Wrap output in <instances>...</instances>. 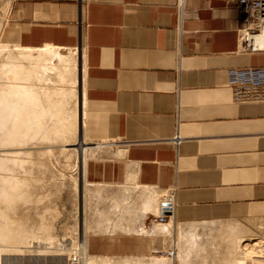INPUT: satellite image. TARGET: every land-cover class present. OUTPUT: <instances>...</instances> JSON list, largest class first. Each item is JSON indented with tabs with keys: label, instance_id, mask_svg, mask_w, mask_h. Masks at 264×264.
<instances>
[{
	"label": "crops",
	"instance_id": "1",
	"mask_svg": "<svg viewBox=\"0 0 264 264\" xmlns=\"http://www.w3.org/2000/svg\"><path fill=\"white\" fill-rule=\"evenodd\" d=\"M0 3L6 9L0 19L2 46H55L81 51L85 58V131L98 141L85 166L95 198L88 252L91 236L140 240L139 248L103 254L111 257H145L155 248L139 230L150 215L160 216L141 215V202L149 199L141 196L148 190L161 198L171 191L175 220L182 224L255 220L257 226H246L264 234V102H235L228 75L234 68L264 66V53L242 50L243 16L235 3ZM90 161L96 163L94 180ZM113 199L123 200L122 208ZM190 244L186 248L199 242Z\"/></svg>",
	"mask_w": 264,
	"mask_h": 264
},
{
	"label": "bare ground",
	"instance_id": "2",
	"mask_svg": "<svg viewBox=\"0 0 264 264\" xmlns=\"http://www.w3.org/2000/svg\"><path fill=\"white\" fill-rule=\"evenodd\" d=\"M255 42L257 44L264 42V32L255 37ZM0 45L2 46V44H0ZM9 46L11 47V45H9ZM9 46H6L7 47V49L5 48L6 51L2 52L3 53L2 57L0 56L3 59V61H2V59L0 58L1 59L0 61L4 62V64H5V66L2 65L3 67H0V69L2 68L0 70V81H1V78L3 80V78L6 77V79L8 78V80L4 79L3 80L4 82L5 81L13 82V84L12 83L10 84L8 82H6L7 84L6 83L1 84V82H0V171L2 172V174L0 173V243H1L0 244V250L7 251L6 248H9V250L11 249L12 251H14L13 249L18 250L19 246H17V245L19 243L26 241L27 239H29L30 236L35 237L37 234L40 236H41V234L42 235L49 234L50 229H51L50 226H52L51 224L45 225L46 223H44L45 221H43V223L40 222V225L37 226L38 228L37 227L36 228H30L31 225L33 226V224H30V226H28L29 227L28 228V227H26V225H24V223H23L24 220L18 219V217H19L18 215H17L18 216L17 219L14 218L16 216H14L13 213L16 212V210H19L18 208L19 207L21 208V205L23 206V204H26V203L29 204V201L33 202V200L37 199V197H35L36 199H34L35 195H34V193H33L34 191L32 189L34 187V184L36 183L35 178H33V180H32L31 178L28 179L26 177H22L21 175L19 177V174L17 173L19 171V170L17 171V168L19 169L21 166L24 165V163L25 164H26V162L35 163V159H37V158L34 157V154H32L30 150L33 148H36V146L40 143H43V144L46 143V145L40 144L41 146H49V147L51 146L52 148L54 146H57V147L62 146V145L54 144V143H51L53 145H50L49 142H58V141L59 142L60 141L66 142L68 137H71V136H73V134L79 132V135H80L81 141H82L81 144H83L82 147L83 146L84 147L82 148L81 160L76 165V168L78 171V176H77V181H76L75 185H76V191L79 192L80 198H82V201L87 202V197H88V195H91L90 193H91L92 189L87 188L89 184L87 183L86 178H85V166H86L87 158L91 155V154H89L90 153L89 148L92 149V148H96V147H94L95 144L94 145H88L89 141H88V138L86 136V131H85V123H86V89H85L86 65H85V58L83 55H81V51H77L74 49L58 48L55 46H52L53 47L52 49H46V46H44L45 49H42L44 47L40 48L43 51L42 50L41 51H29L31 48L30 49L26 48V49H29L27 53H23V51H25V50L20 51L21 49L19 50L21 52L20 53L17 51V49L14 50L15 49L14 47H16V46L13 47L14 49L11 47L13 50L9 49L8 48ZM20 48H22V47H20ZM22 49H24V47ZM37 49L39 50V48H37ZM2 50H4V46L2 47ZM45 50H46V52H44ZM68 50L74 51L72 53H74L73 55L75 56L76 63H77V65H76V67H77L76 90H74V86L70 84L71 82H69L70 81V79H69L70 71L73 70L72 73H75V71H74L75 69L73 68V65L75 63L74 64L72 63V60H71L72 57L71 56H67L66 54H64L65 53L64 51H68ZM70 53H71V51H70ZM2 62H0V65L3 64ZM75 75H76V73H75ZM1 76H4V77H1ZM39 76H40V80H41V78H43L44 82H46V84L50 83L51 88H48V85H47V89L44 88V90H41L40 88H38V86L33 85V83L31 82V79L32 78H39ZM78 82H79V90H78ZM69 84H70V86H69ZM40 85H42V84H40ZM44 85H45V83H44ZM73 91H76L77 95H78V91H79V98H78L79 101H78V99H77V101H78V106L80 107V109H79L80 110V113H79L80 116H79V119H77V121L79 122L77 125L78 128H77V126L75 128L77 130V132H74V131H76V130H74V126H75L74 124H75L77 115L76 116H65L66 112L68 115V113H73V110H74V107L73 108L68 107V109L65 108L66 105L69 106L68 103H70V102L73 103V101H71V100L69 101L67 98V95L71 94V92H73ZM66 98H67V100H66ZM74 103H77V102L75 101ZM70 106L72 107V105H70ZM66 110H68V111H66ZM76 110L78 111V108ZM69 115H71V114H69ZM77 121H76V123H77ZM35 143L36 144L38 143V144L36 145ZM33 144H35L36 146H33ZM29 145H31V146H29ZM37 147H40V146H37ZM32 152H33V150H32ZM47 153L49 154L50 157L53 158L54 150H41V152L36 156L37 157L41 156V158H42V155L43 154L47 155ZM93 154H94V151H93ZM42 159H44V158H42ZM38 163H41V162H39V160H38ZM3 172H6V173L3 174ZM29 172L32 173V171H29ZM22 173L24 174V171ZM65 173H67V172L65 171L63 174H65ZM88 189H89V191H88ZM136 189H138V188H136ZM150 189H152V188H150ZM103 190H105V189L103 188ZM148 191H149L148 193H143V196H141V198H142V197L146 196L145 194H147L148 196H146V197L149 198V199H147V202H145V201L141 202V205L142 204L144 205V206L143 205L141 206V208L143 207L144 211L140 208L141 209L140 211L144 212L143 213L144 215L143 214H141V215L145 216V213L147 211L156 213L157 215H160V216L164 215L163 213H170L169 214L170 220H168V221H156V222H154L153 225H150L149 227H152L151 232L169 233L170 237L172 236L174 238H177L176 241L179 240L178 242H180V241L185 239L188 242V244L189 243L197 244L198 242L200 243V237L199 236L203 235V234H200L203 231H205V234L206 233L212 234L211 238H209L208 240L209 241L212 240V241H210V243L212 242L214 244L216 239H218L217 237L220 236L222 233L223 237L220 236V238L222 237L223 241H225V243H226L225 247L227 248L228 255L230 256V257L224 256L225 258H227V260L224 261V264H264V259H258L259 257L264 258V240H263V238L262 237L256 238L255 240L252 241L251 239L244 237V235H242V234H244V232L247 229L244 228V226H241L240 222L237 223L236 221H231V222L228 221V222H217L216 223V222L211 221L210 223H208L207 221H205V223L204 222L203 223H200V222L197 223L196 222V223L182 224V223L177 222L175 220L174 206H173L172 211H171V208H168L170 206L167 203L171 202L170 201V199H171L170 195L169 196H163V198H161L162 196L160 197V195L158 193L156 194L155 192H153L154 190H152V191L148 190ZM144 192H146V191H144ZM137 193H138V191H137ZM99 195H100V193H99ZM125 196L126 195H124V197ZM93 198L94 197H92V199ZM127 198H128V196H127ZM127 198H126V200L124 199V203H126L127 200L129 201V199H127ZM143 199H146V198H143ZM140 200H142V199H140ZM114 201H117V200H114ZM122 202H123V200H122ZM122 202L117 201L119 207L121 205L120 203H122ZM144 202H145V204H144ZM19 204H21V205H19ZM98 205H99V203H98ZM129 205H130V203H129ZM109 206H111V205H109ZM116 206H114V207H116ZM134 206H136V205H134ZM139 207H140V205H139ZM80 208H81L80 209L81 212L80 211L79 212L81 214L85 210V203H84V205L82 204V206ZM120 208H122V205ZM115 210H117V209H115ZM138 210L139 209H137V211ZM121 211L123 212V210H121ZM133 211H135V210H133ZM124 212L126 213L127 210ZM135 213H137V212L135 211ZM140 213H142V212H139V215H140ZM11 214H13V215H11ZM83 214H84V212H83ZM132 214H134V213H132ZM115 215H117V214H115ZM127 215H128V213H127ZM141 215L139 217H141ZM98 216H100V215H98ZM80 217H81V221H80L81 227L79 226L80 227L79 228L80 229V237L76 236L75 234H74L75 236L71 235V237L68 238L69 240H67V244L66 245L63 244L64 248H65L63 250L67 254L70 251H73V249H74V252L76 255L74 259L76 261L79 260L77 262V264H162L161 260H158V258H157V260L150 261V259H148L149 261L148 260L145 261V259H147V258H145L144 256L143 257L142 256L141 257H136V256L135 257H133V256L132 257H111V256L103 255V254H95V253L88 252L89 250L87 249V239H88L87 234L89 232L90 227L87 225V223L85 221L86 218L83 216H80ZM42 218H44V216ZM113 218H114V216H113ZM116 218H117V216H116ZM111 219L109 221H111ZM41 220H43V219H41ZM106 220H105V222H106ZM120 222H122V221H120ZM123 222L125 223V221H123ZM100 223H101V221H100ZM110 223H112V222H110ZM110 223H109V225H111ZM117 223H116V225H117ZM134 223H135V221H134ZM26 224L28 225V223H26ZM107 225H108V223H107ZM39 226H41V227L39 228ZM95 226H97V225H95ZM127 226L128 225L126 224V227ZM200 227H204V228H200ZM104 228H106V227H104ZM145 228H146V225L142 224L139 227V230L142 232H146ZM107 229H106V231H107ZM139 230H138V232H139ZM113 231H115V230H113ZM121 231H123V230H121ZM130 232H132V231H130ZM218 233H220V235H218ZM45 235L43 237L46 238ZM49 235H47V237ZM51 235H52V233H51ZM51 235L49 238H51ZM53 238H54V236H53ZM79 239H80V241H79ZM48 240H50V239H48ZM206 243H208V242H206ZM188 244L186 246H188ZM191 244H190V246H191ZM214 245L216 247L218 246V244L217 245L214 244ZM20 246L21 247L19 249L21 251V248L23 246H22V244ZM186 246H184V247L186 248ZM187 248H189V247H187ZM181 249H182V247H181ZM223 249H224V246H223ZM58 250H59V248H58ZM185 251H187V250H184L183 252H185ZM227 251H226V255H227ZM2 252H4V251H2ZM193 252L194 251H192L190 253L192 254ZM14 253H15V251H14ZM187 253H188V251H187ZM0 255H2V254H0ZM224 255H225V253H224ZM202 257H204V256H202ZM186 258H187V256H186ZM194 258H196V257H194ZM169 260H168V264H176L175 263L176 261L174 259L173 260L171 259L170 261ZM178 261H179V264H182L183 260H181L179 258ZM200 261L202 263V259ZM204 262H205V260H204ZM189 263H190V261H189ZM189 263H187V264H189ZM192 263H193V261H192ZM197 263H199V262H197ZM68 264H69V262H68Z\"/></svg>",
	"mask_w": 264,
	"mask_h": 264
},
{
	"label": "rangeland",
	"instance_id": "3",
	"mask_svg": "<svg viewBox=\"0 0 264 264\" xmlns=\"http://www.w3.org/2000/svg\"><path fill=\"white\" fill-rule=\"evenodd\" d=\"M5 12H6L5 7L2 5V3H0V19L3 18V15L5 14ZM0 47H1L0 48L1 49L0 50V56L2 57V54H3L2 52L6 51L7 47L4 46V50H2L3 46H0ZM11 47L13 48L14 46H11ZM11 47L9 46L8 48L11 50H13L15 48L14 50L17 49L18 52L23 51V50H25V51L27 50L26 52L23 51V53H27L29 50V49H22L19 47H18L19 48L18 49L17 46L14 47L13 49ZM52 48H53L52 46H46V49H52ZM42 49H45V47ZM42 49H40V48H39V50L38 49H30L29 51H41ZM70 51H71V53H70ZM44 52H46V50ZM64 52H65L64 54H66L67 56H71L72 57V59H71L72 63L73 64L75 63L74 65L73 64L72 65H73V68L75 69L74 71H75L76 75H75V73H72L73 70H71L70 76H69V79H70L69 82H71L70 84L73 85L74 90H76V83H77V67H76V65H77V63H76L75 56L73 55L74 53H72L74 51L68 50V51H64ZM2 61H3V59H2ZM2 61H0V62H2ZM2 63L3 64H1L0 67H3L2 65L5 66L4 62H2ZM1 77H4V76H1ZM4 79H6V77L3 78V80ZM3 80L1 78V81H0L1 84L2 83L5 84L6 82H8V81L4 82ZM6 80H8V78ZM31 82L33 83V85L38 86V88H40L41 90H44V88L47 89V85H48V88H51V86H50L51 84L50 83L46 84V82H44L43 78H41V80H40V76H39V78H32ZM8 83L13 84V82H11V81H9ZM44 83L46 86L44 85ZM40 84H42L43 86ZM70 84H69V86H70ZM78 90H79V82H78ZM67 98L69 101L70 100L73 101V103L72 102L68 103L69 106L66 105L65 108L68 109V107L69 108L74 107L75 111L73 110V113H68V115L66 112L65 116H76L77 115L76 116V121H77V119H79V116H80V114H79L80 113V110H79L80 107L78 106L79 91H78V95H77L76 91L71 92V94L67 95ZM67 98H66V100H67ZM77 99H78V101H77ZM75 101L77 103H74ZM70 105H72V107ZM76 107L78 108V111L76 110L77 109ZM66 111H68V110H66ZM69 114H71V115H69ZM76 121L74 124L75 125L74 130H76L75 128L79 123L78 121L76 123ZM77 128H78V126H77ZM74 132H77V130ZM88 141H89L88 145H94L95 143L98 142L97 140H93L90 137L88 138ZM49 143H50V145H53L51 143H54V144H59L62 146H59V147L54 146L52 148L51 146L50 147L49 146H41L40 144H43V143H40V144L37 143L38 145L35 143L37 146H40V147H37L35 144H33V146H36V148H33L30 150L31 153L34 154V157L37 158V159H35V163L26 162V164L24 163V165H23L24 167L21 166L20 167L21 169L17 168V171L21 170L20 172L19 171L17 172L19 174V177L21 175L22 177H26L28 179L31 178L32 180H33V178H35L36 183L34 182L35 184H34V187L32 188L34 192L33 191L32 192L35 195L34 199H36L35 197H37L38 200L37 199H36L37 201L33 200V202L29 201V204L28 203L23 204L24 207L21 204H19V205H21V208L19 207L18 208L19 210H16V212H14L13 214H14V216H16L14 218L17 219V217L19 216L18 217L19 220L22 219L26 223H28V225H27L23 221V223H24V225H26V227L30 226V224H33L34 227L31 225L30 228H36L38 225H40V222L43 223V221H45L44 222V223H46L45 225L51 224L52 226H50L51 227L50 233L48 232L50 235L52 233L51 238H49L50 237L49 234H46V235L44 234L46 236V238H45V237H43L44 235H42L40 233L42 237L37 234L38 235V236L36 235L37 237L36 236L35 237L30 236L29 239H27L26 241L19 243L17 245V246H19L18 250L13 249L15 251V253L11 249H10L11 250L10 251L9 248H6V250L8 252L10 251L9 253L5 250H0V254H2V255H0V264H68V262H69V264H77V262L79 260L76 261L74 259L76 256L74 249H73V251H70L71 253L69 252L68 254L66 252H64L63 249H65L64 245L67 244V240H69L68 238L71 237V235H73V236L76 235V236L80 237V229H79L81 227V223H80L81 217L80 216H83L86 218L85 221H86L87 225L90 227L89 232L87 234V237L90 235V233L94 232V228L91 224V221H92L93 216H94V207H93V199H92V197H94L93 196L94 194H92V190H91V193L89 192L91 195L87 194L88 195L87 202L86 201L83 202L82 198H80L79 192L76 191V185H75V183L77 181V176H78V171H77L76 165L81 160L82 148L84 147V146L82 147L83 144H81L82 141H81V137L79 135V132L73 134V136H71V137H68L66 142L65 141L64 142L58 141V142H49ZM113 143H115V142H113ZM43 145H46V143ZM29 146H31V145H29ZM89 149H88L90 152L89 154H92L94 148H92V149L89 148ZM32 150H33V152H32ZM41 150H54L53 158L50 157L48 153H47V155H44V154H43L44 156L42 155V158H44V159H42L41 156H39L40 158L37 157L36 155H38L41 152ZM96 155L97 154H95V156L92 158H95ZM106 155H105V157H106ZM106 159H107L106 162H112L111 159H114V158L111 156V158L106 157ZM38 160L41 163H38ZM115 160H117V159H115ZM90 162H91L90 163V165H91L90 177H91V179L94 180L95 176H96V170H95L96 163L94 161H90ZM22 170L24 171V174L26 173L25 175L22 173L23 172ZM28 170L32 171V173L29 172ZM65 171L67 172V173H65L66 175L63 174ZM0 173L2 174L1 171H0ZM4 173H6V172H3V174ZM90 186L91 185H88L87 188L91 189ZM89 189H88V191H89ZM163 193L171 195V191H165ZM84 203H85V210L83 211L84 214L82 212L81 213L82 215H81L80 214V212H81L80 207L82 206V204L84 205ZM13 214H11V215H13ZM163 214L164 215H161V216L150 215L148 218L147 224H146V228H145L146 232H145V234L141 235V236L146 237V239L144 240L145 243L148 242L152 247H155L152 251L150 250L145 255V258H147V259L144 258L145 261H147L148 259H150V261L157 260V258H158V260H161L162 264H168L169 259L170 260L174 259L176 261L175 263L178 264V260L180 258L181 260H184V261L186 259V261H188V263L190 261L189 264H195V263L200 264L201 259H202L203 264H222V263L224 264V261L227 260V258H225V257H230L228 255L227 248L225 247L226 243H225V241H223V238H222L223 234L222 233H221V235H220V233H218V235H220L222 237L221 238H220V236L217 237L218 239H216V241L214 243L216 245L218 244V246L216 247L212 242L210 243V241H212V240H210V241L208 240L209 238H211L212 234H207V233L205 234V231L201 232L200 234H203V235L199 236L200 237V243L198 244L197 247L191 248L192 249L191 250L190 248H185V247L181 249L182 244L183 245L186 243L188 244V242L185 239L178 242L179 240L176 241L177 238H174L172 236L170 237L169 233L151 232L152 227H149V226L153 225L154 222L170 220V218H169L170 213H163ZM43 216H44V218H42ZM40 218L43 220H41ZM227 221H230V222L236 221L237 223L240 222L238 220H227ZM216 222H221V221H216ZM200 223H203V222H200ZM256 223H258V222H256L255 220H252V221L245 220V221L240 222L241 226H244V228L247 229L244 232V234H242V235H244V237H246V238L251 239L252 241L255 240L256 238H261V237L264 240V234L262 232L261 233L256 232V231H254V229H253V231H250V229L247 227V226H251V227L257 226V225H255ZM40 227L41 226H39V228ZM200 228H204V227H200ZM47 235H49V236L47 237ZM53 236H54V238H53ZM147 238H150V239H147ZM48 239H50V240H48ZM79 241H80V239H79ZM205 241L208 243H206ZM21 244L23 247L21 248V251H20L19 248L21 247L20 246ZM139 244H140L139 239L131 238L129 236H119V237H116L114 239H110L109 237H106V236H97V237L91 236L90 251L92 253H101V254H107V253H109V254H113V253L121 254V253H125V251H127V249L138 247ZM223 246H224L225 250L223 249ZM58 248H59V250H58ZM184 250H187L189 254L187 253V251L183 252ZM2 251H4V252H2ZM189 251L190 252L194 251V252L191 254ZM226 251H227V255H226ZM224 253H225V255H224ZM186 256H187V258H186ZM200 256L201 257L204 256V257L201 258ZM194 257H196V258H194ZM258 259H264V258L259 257ZM204 260H205V262H204ZM191 261H193V263ZM197 262H199V263H197ZM184 264H187V263H184Z\"/></svg>",
	"mask_w": 264,
	"mask_h": 264
},
{
	"label": "built area",
	"instance_id": "4",
	"mask_svg": "<svg viewBox=\"0 0 264 264\" xmlns=\"http://www.w3.org/2000/svg\"><path fill=\"white\" fill-rule=\"evenodd\" d=\"M237 5L243 16L240 44L244 52L264 53V42L257 44L255 37L264 32V0H228ZM229 84L235 102H264V66L229 70ZM181 138H176L179 142ZM173 209V201L167 203Z\"/></svg>",
	"mask_w": 264,
	"mask_h": 264
}]
</instances>
